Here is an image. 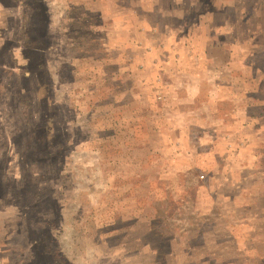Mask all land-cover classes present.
<instances>
[{
  "label": "rangeland",
  "instance_id": "obj_1",
  "mask_svg": "<svg viewBox=\"0 0 264 264\" xmlns=\"http://www.w3.org/2000/svg\"><path fill=\"white\" fill-rule=\"evenodd\" d=\"M0 264H264V0H0Z\"/></svg>",
  "mask_w": 264,
  "mask_h": 264
}]
</instances>
